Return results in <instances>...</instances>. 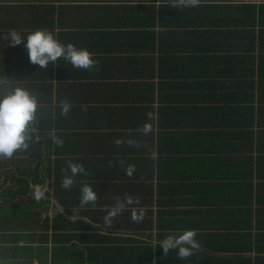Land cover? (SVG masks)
I'll return each mask as SVG.
<instances>
[{"label": "trees", "instance_id": "16d2710c", "mask_svg": "<svg viewBox=\"0 0 264 264\" xmlns=\"http://www.w3.org/2000/svg\"><path fill=\"white\" fill-rule=\"evenodd\" d=\"M158 2L173 4L172 0H0V80L7 81L6 88L30 90L41 105V123L36 125L38 133L30 148L18 151L12 159L0 161V264H139L143 254H152L146 247L147 242L142 240L150 236L143 235L145 230L169 227L177 223L174 220L187 224L188 209L178 207L191 206L199 212L217 193L230 195L232 201L222 212L223 216L217 217L215 225L252 226V201H259L264 194L263 184L259 182L264 173V0H200L198 6L211 9V15L220 17L223 25L231 27L227 32L229 38L238 35V74L236 56H230L228 62L234 59L233 65L226 64L200 81V89L206 92L199 96L201 105L192 108L148 105L140 108L144 112H134L135 116L142 114L145 118L146 113L152 112L157 118L149 121L153 132L149 134L148 155L141 156L137 150L125 168L114 166L117 158L111 153L114 149L123 155L127 152V143L119 147L112 142L109 149L108 140L96 142L92 138L91 122L96 117L88 115L78 119L80 110L75 108H71L72 115L60 114L59 105L65 100L60 84L72 78L75 68L61 58L57 65L50 63L41 69L30 63L23 45L12 47L10 39H5L12 29L25 42L30 32L46 29L61 43H73L92 53L94 38L107 37L113 32L110 29H117L120 34L127 24L129 31L136 34L139 31L135 29L139 27L156 25L155 21L162 20L165 12L162 7L158 11L154 9L153 4ZM141 4L149 7L143 8ZM125 8L134 14L130 20L114 16ZM188 8L192 7H185ZM213 51L218 48L214 46ZM148 83L152 101L154 84ZM177 111L197 115L194 126L187 127L184 133L172 128ZM104 120L110 123L106 116ZM77 128L92 133L78 135L81 154L68 157L70 150L65 144L70 146ZM53 129L64 140L63 147L53 145L50 139ZM96 133L100 134V130ZM91 154L95 155L94 161L90 160ZM69 161L87 164L84 167L90 175L75 177V184L66 190L61 179ZM92 162L95 169L91 167ZM8 163H15L16 167H7ZM128 165H135L131 176L125 172ZM46 179L50 180L48 199L38 202L34 199V186L45 187ZM119 180L127 182V195L136 197L133 200L139 203L128 206L109 226L103 219L106 210L115 205L113 200L117 196L122 198L118 194ZM85 183L100 196L101 209L94 212L91 221L95 227L85 221L68 219L93 214L75 200ZM29 192V204L3 207L5 200ZM50 206L53 214L49 216ZM131 208L143 209L142 221H132ZM174 213L176 218L171 220ZM259 222L256 218L255 223ZM107 231L127 236L108 238ZM114 241L117 246L113 248ZM108 248L111 260L103 258ZM93 254L99 258L98 262Z\"/></svg>", "mask_w": 264, "mask_h": 264}, {"label": "crops", "instance_id": "0c3cea01", "mask_svg": "<svg viewBox=\"0 0 264 264\" xmlns=\"http://www.w3.org/2000/svg\"><path fill=\"white\" fill-rule=\"evenodd\" d=\"M153 5L157 11L160 7L165 10L162 20L155 21L157 24L154 26L135 29L139 31L136 34L129 31L131 28L125 24V27L120 30L123 33L119 34L117 29H110L113 32L109 33L107 37L94 38L92 54L93 58L98 61V69L75 68L71 74L72 78L62 80L60 84L63 99L70 101L71 108L80 110L78 119L86 118L88 115L96 117L95 121H91L94 127L92 138L96 142L103 143L108 140L106 144H111L109 149H112V142H115L116 138H134L140 142L139 148L126 147L127 152L125 151L123 155H119V152L112 149L111 154L117 158L114 161L115 167L125 168L129 164L127 162L131 163V156L137 150L140 151L141 156L148 155L149 135L144 136L137 129L142 126V123L149 121L142 114L135 116L134 112H144L140 108L148 105L154 107L174 106L176 108H192L201 105L199 96L206 93L205 89H200L202 87L201 80L207 79L215 70L218 71L226 64L233 65L231 62L234 59L236 60L237 74L239 70L238 35L236 34L232 39L229 38L227 32L231 27L223 25L220 17L211 15V9L201 8V6L185 9L186 6L159 4V2ZM129 6L133 7L134 4L129 3ZM140 6L149 7V4ZM133 15V12L126 8L123 12L114 14L124 20H130ZM128 22L130 23V21ZM233 40L236 42L234 43ZM98 43L102 45L99 47ZM214 46L218 48V51H213ZM231 46L235 51H231ZM230 56L236 57L229 63ZM153 57L155 58L153 59ZM213 59H216L214 60L216 65L213 64ZM225 80V84H227L228 79L225 78ZM149 81L154 84V99L152 101L149 100L148 94L149 87L147 86L149 85L147 84ZM219 81L221 82V80ZM69 113L73 114L71 111ZM105 116L110 123L105 122ZM172 120H175L173 130H180L184 133L187 131V127L194 126L197 115L180 114L177 111L176 118ZM97 130H100V134L96 133ZM92 132L87 130L83 132L78 128L75 130L70 146L65 144L66 148L70 150L68 157L81 154L78 135H91ZM129 132L132 133L131 137L128 136ZM126 143L125 140L124 146ZM91 156L94 158L92 157L90 160L94 161L95 155L91 154ZM66 157L67 155L64 158ZM120 161H123V165ZM91 164L92 169H95L94 162ZM6 165L7 167L15 165L16 167L15 163ZM86 165L84 164L85 167ZM254 177L258 176L254 174ZM256 179H254V183H256ZM259 182H262L264 188V173L261 174ZM14 185L17 186V184ZM118 185L120 187L118 194H122L123 199L127 195V182L119 180ZM45 188H48V179H46ZM97 196L98 199L94 205L89 206L90 204H88L84 207L85 211L92 210L93 214L77 217L72 215L73 217H68V219L70 221H85L88 225L95 227L96 225L91 221L94 219V212L101 209L100 196ZM30 199L31 193L29 192L27 195L17 196L12 200H5L3 207H18L22 203L26 205L29 204ZM75 200L80 203V197H75ZM113 201L116 202V199ZM209 201L210 204L205 203L199 212L191 206L178 207L179 210L188 209V212H185L188 217L187 224L179 222L180 220H174L177 214L174 213L171 220L180 224L175 223L169 227L145 230L143 235L150 236L142 238V240L147 242L146 247L151 249L152 254L148 252L143 254L139 264H264V194L260 196L259 201L257 199L252 201L254 220L250 227L215 225V220L217 217L223 216L222 212L228 209L232 199L230 200V195L217 193ZM213 201H217L218 204H214ZM61 211H65L64 207ZM47 212L49 216L53 214L51 206ZM256 218L260 219L258 224L255 223ZM185 230H195L197 232L196 239L200 242V249L195 251L192 256L187 259H179L177 250H172L166 255L163 249L159 248L160 241L168 235H179ZM106 235L108 238L114 235L127 236L122 232L108 231ZM115 242L111 243L113 248L117 246ZM111 244L108 246L109 248ZM109 248L103 258L108 257L111 260ZM93 258L97 262L99 261L95 254H93Z\"/></svg>", "mask_w": 264, "mask_h": 264}, {"label": "clouds", "instance_id": "9594fccd", "mask_svg": "<svg viewBox=\"0 0 264 264\" xmlns=\"http://www.w3.org/2000/svg\"><path fill=\"white\" fill-rule=\"evenodd\" d=\"M200 0H172L174 6H198ZM5 39H10L12 47L23 45L27 50L29 61L32 65H38L41 69H46L49 64L57 65L62 58L69 62L74 68L81 70L98 69V61L93 58V54L85 48H77L73 43L63 44L55 38L53 33L46 29L34 30L30 32L25 39L17 33L15 29L9 31ZM7 81L0 80V161L12 159L18 151H26L30 148L34 136L38 133L39 109L41 107L37 96L28 89L15 87L6 88ZM71 103L65 99L59 105L61 115L67 116L71 111ZM53 106V114H54ZM156 115L152 112L147 113V120H156ZM139 133L144 136L153 132V124L145 122L139 129ZM129 132L128 136L131 137ZM53 145L63 147L64 140L56 135L55 129L50 134ZM127 142L128 147L139 148L140 142L134 138L117 139V146ZM123 165V161H120ZM135 171V165H128L125 169L127 175L131 176ZM63 178L61 185L63 189H71L75 184V177L79 175H90L83 164L68 162L67 167L63 169ZM34 199L36 201L47 200V189L39 184L34 186ZM98 196L93 188L85 183L80 189V204L85 206L95 204ZM113 207L106 210L103 222L111 226L113 218L121 214L134 201L131 195H126L123 199L116 198ZM144 218L143 209L131 208V219L138 223ZM195 230H185L179 235H168L160 241L159 248H162L167 255L172 250H177L179 259H187L200 249V242L196 239Z\"/></svg>", "mask_w": 264, "mask_h": 264}, {"label": "rangeland", "instance_id": "374dc122", "mask_svg": "<svg viewBox=\"0 0 264 264\" xmlns=\"http://www.w3.org/2000/svg\"><path fill=\"white\" fill-rule=\"evenodd\" d=\"M50 182V180L48 179V183ZM34 264V263H33Z\"/></svg>", "mask_w": 264, "mask_h": 264}]
</instances>
